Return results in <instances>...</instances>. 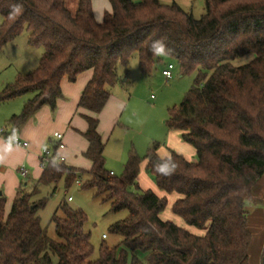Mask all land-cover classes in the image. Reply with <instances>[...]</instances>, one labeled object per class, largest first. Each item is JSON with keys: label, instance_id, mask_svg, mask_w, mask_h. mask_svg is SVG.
<instances>
[{"label": "trees", "instance_id": "obj_1", "mask_svg": "<svg viewBox=\"0 0 264 264\" xmlns=\"http://www.w3.org/2000/svg\"><path fill=\"white\" fill-rule=\"evenodd\" d=\"M108 1L110 11L97 22L91 0H77L74 12L66 0H0V48L23 30L29 45L43 47L37 65L0 91V102L33 92L7 119L11 133L43 105L55 109L62 77L74 81L92 70L77 103L86 111L80 115L87 127L79 133L88 143L83 156L90 167L67 165L56 141L48 142L51 153L32 189H19L6 214L0 197V264H249L251 232L244 203L264 207V197L252 194L264 173V0H203L198 17L175 1ZM153 40H163L167 53L149 51ZM249 53L254 54L249 62L231 63ZM134 54L142 75L164 57L180 74L194 73L164 124L193 147L195 159L174 150L161 157L154 142L144 156L129 151L115 175L104 166L97 115L110 88L128 83L123 77ZM143 160L158 188L178 194L172 211L202 234L160 218L165 198L136 185ZM81 172L89 177L79 180ZM60 179L65 188L79 180L111 210L126 211L108 227L121 236L119 243H101L98 256L91 258L93 246L83 230L86 214L65 199L49 219L55 237L48 234L38 214L47 197L34 196L39 186Z\"/></svg>", "mask_w": 264, "mask_h": 264}, {"label": "rangeland", "instance_id": "obj_2", "mask_svg": "<svg viewBox=\"0 0 264 264\" xmlns=\"http://www.w3.org/2000/svg\"><path fill=\"white\" fill-rule=\"evenodd\" d=\"M159 1L161 3L175 1L184 10L191 11L195 17L200 16L204 11L203 0ZM76 5L77 0H66V6L71 12H74ZM1 20L2 16L0 15V22ZM42 51L43 47L31 46L27 43V32L25 30L14 39L4 43L0 48V91L6 84L13 82L18 74H23L29 69L34 68L37 65ZM253 57L254 54L252 53L245 54L231 60V63L233 65L245 64ZM169 61L171 62L170 58L164 57L155 64L153 71L149 75H142L138 70L136 55L134 54L131 57L127 66L126 75L124 76L128 80V83L117 86L114 90L118 93L119 98L126 103L121 121L127 124V126L123 128L125 133L118 135V130H116L106 143L105 147L107 148L106 153L108 152V155L115 156L119 152V146L123 145L129 148L131 142H136L137 139L143 141L144 148H146L144 144L148 140H151V142L154 140L158 145L164 142L168 133L164 121L168 117L169 108L182 100L194 78V73L180 74L178 69L174 67L172 69V77L166 79L161 74V69ZM118 72L120 74L123 72L122 66L118 67ZM111 91L112 88H110ZM32 95L33 92H28L0 102V128L3 127L9 130L6 123L7 118L13 112L19 113L25 100ZM0 139L6 149L17 150L19 152L16 153L17 160L7 165L6 171H1L0 169V197L4 201V213L6 214L10 210L17 191L21 189L23 192H29L40 176L42 169L36 157L32 156L27 161L28 156H25V149L14 145H7L2 138ZM189 147L191 148V146ZM145 152L146 149L141 151L144 154ZM21 155V158L24 157L22 160L21 158L18 159ZM188 158L195 159L194 152ZM110 161H113L111 167L107 165L109 164L108 162L105 164V168L107 170L113 168L115 175H119L122 169L117 167L114 160ZM20 166L30 169L29 176L21 178L18 172ZM78 176L81 177L79 180H84L89 177V174L87 172H81ZM24 182H26V185L23 184ZM262 183H264V178L261 179L258 185ZM136 185L139 190H151L158 196L165 198V205L159 213L161 219L170 220L176 225L196 234H202L204 232V230L187 224L172 211V204L178 197V194L175 192H165L158 188L153 176L144 168L140 169L136 177ZM130 189L135 190V187L131 186ZM261 192L262 189L259 186L252 189V194L255 197L263 198L264 193ZM43 196L47 197V201L44 207L38 211V214L41 224L47 227L48 234L51 237H55V232L54 226L49 222V219L58 202L65 199L69 206L80 208L86 214L83 230L89 233L90 242L93 246L91 258L98 256L101 243L111 246L120 242L121 236L109 232L108 227L114 221L123 218L126 215V211L111 210L109 202H103L100 197L94 196L91 189L81 188L76 182L65 188L63 180L60 179L54 184L44 186L41 194H37L34 198ZM68 196H70L69 200L67 199ZM244 206L247 213L248 229L251 232V241L248 248L249 264H261V253L264 248V207L262 203L254 204L250 201H245Z\"/></svg>", "mask_w": 264, "mask_h": 264}, {"label": "crops", "instance_id": "obj_3", "mask_svg": "<svg viewBox=\"0 0 264 264\" xmlns=\"http://www.w3.org/2000/svg\"><path fill=\"white\" fill-rule=\"evenodd\" d=\"M91 6L94 19L97 22L102 20L104 12L110 11L111 9L108 0H91ZM91 75L92 70L86 69L80 72L74 81L68 80L66 76L62 77L60 80L61 96L56 100L55 109L52 110L47 105H43L18 129L13 131L15 134L19 135L22 139L28 142V146L26 148L19 147L26 150L25 156H28L27 161L28 158L30 159L32 156L36 157L39 161L42 149L48 145L49 141H55L52 137V133L58 131L62 133L64 146L59 148L57 152L63 159L64 163L80 169H88L90 167V161L83 156V152L85 151L88 143L87 140L79 133V131H84L87 127L86 120L80 115V113H84L86 111L78 107L77 103L81 91L90 79ZM123 79L125 80L126 78L123 77ZM117 86H121V84H116L112 87L110 96L108 97L102 110L97 115L99 120L98 131L105 142V146L116 130H118V135H120L121 133H125L123 128L127 126V124L121 121L126 103L119 98L117 95L118 93L114 91ZM12 114L15 113L13 112ZM142 142V140L140 141V139H137L136 142H131V146L129 148L123 145L119 146V152H117L115 156L108 155V152L106 153L107 148L104 146V166L109 162L107 165L111 167V163L113 164V161L111 162L110 160H114L117 167L123 169V165L127 159L129 151H134L137 155L144 156L152 143H154V140L152 142L151 140H148L146 144H144L146 148L143 147ZM189 146L191 145H187L186 142L182 141L178 131L168 130L164 142L158 145L156 153L159 156L164 157L169 154L170 150H174L175 152L188 158L194 152L193 147L191 146L190 148ZM143 149H146L145 154L141 153ZM17 152V150L13 151L6 149L4 143L0 139L1 171H6L7 165L17 160ZM21 157L22 155L18 159ZM23 158H21V160ZM144 164L145 161L143 160L140 164V169L144 167ZM26 169L28 170L29 176L30 169ZM108 170L115 174V170L113 168H109ZM21 178L25 177L21 176ZM262 178H264V173L253 185L252 189L259 186L262 189L261 193H264V183L258 185ZM23 184L26 185V182ZM44 186L46 185L39 186L38 194H41Z\"/></svg>", "mask_w": 264, "mask_h": 264}, {"label": "built area", "instance_id": "obj_4", "mask_svg": "<svg viewBox=\"0 0 264 264\" xmlns=\"http://www.w3.org/2000/svg\"><path fill=\"white\" fill-rule=\"evenodd\" d=\"M173 68H174V64L172 62H168L161 69V74L166 79H169L172 77ZM0 137L4 140V142L7 145H14V146L22 147V148H26L28 146V142L26 140L22 139L17 134L11 133L8 129H5L3 127L0 128ZM52 137L57 143V150L64 146V143L62 140V133L55 131L52 133ZM50 153H51L50 148H48L47 146L42 149V152L40 154V160H39V165L41 168H43L46 165L48 161V156L50 155ZM18 172L20 176L22 177L28 176V170L24 166H20L18 168ZM76 183L79 184V180H77ZM68 199H70V197H68Z\"/></svg>", "mask_w": 264, "mask_h": 264}, {"label": "clouds", "instance_id": "obj_5", "mask_svg": "<svg viewBox=\"0 0 264 264\" xmlns=\"http://www.w3.org/2000/svg\"><path fill=\"white\" fill-rule=\"evenodd\" d=\"M149 51L156 56H161L166 54L168 49L163 40H153L149 45Z\"/></svg>", "mask_w": 264, "mask_h": 264}]
</instances>
